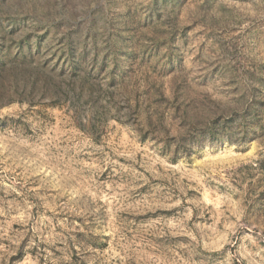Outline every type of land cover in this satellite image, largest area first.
Returning a JSON list of instances; mask_svg holds the SVG:
<instances>
[{
	"label": "rangeland",
	"instance_id": "1",
	"mask_svg": "<svg viewBox=\"0 0 264 264\" xmlns=\"http://www.w3.org/2000/svg\"><path fill=\"white\" fill-rule=\"evenodd\" d=\"M0 264H264V0H0Z\"/></svg>",
	"mask_w": 264,
	"mask_h": 264
},
{
	"label": "trees",
	"instance_id": "2",
	"mask_svg": "<svg viewBox=\"0 0 264 264\" xmlns=\"http://www.w3.org/2000/svg\"><path fill=\"white\" fill-rule=\"evenodd\" d=\"M209 133H210L211 135H214V131H213V129H211V130L209 131Z\"/></svg>",
	"mask_w": 264,
	"mask_h": 264
}]
</instances>
